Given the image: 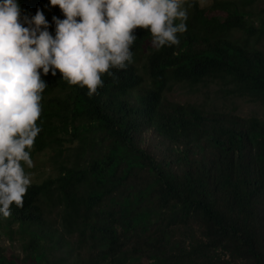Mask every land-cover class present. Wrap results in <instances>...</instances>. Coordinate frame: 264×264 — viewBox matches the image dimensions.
<instances>
[{"label": "trees", "instance_id": "trees-1", "mask_svg": "<svg viewBox=\"0 0 264 264\" xmlns=\"http://www.w3.org/2000/svg\"><path fill=\"white\" fill-rule=\"evenodd\" d=\"M17 2L22 16L40 9L55 36L53 16L65 18L58 6ZM187 3L178 46L157 51L149 30H135L131 51L151 48L149 74L191 83L229 74L264 93V7ZM111 71L91 97L58 70L42 74V130L30 154L55 149L57 173L29 186L23 208L0 215L23 251L20 262L0 247V264H264V124L161 103L133 63ZM65 134L83 140L68 158ZM52 186L64 201L62 230L39 203Z\"/></svg>", "mask_w": 264, "mask_h": 264}, {"label": "clouds", "instance_id": "clouds-1", "mask_svg": "<svg viewBox=\"0 0 264 264\" xmlns=\"http://www.w3.org/2000/svg\"><path fill=\"white\" fill-rule=\"evenodd\" d=\"M65 17L53 16L55 36L44 13L22 16L17 0H0V215L23 208L34 167L30 150L41 132V78L57 70L70 85L103 88L102 76L133 60L136 29L149 30L159 51L178 46L187 32V0H50ZM42 70V73L41 71ZM23 162V164H22Z\"/></svg>", "mask_w": 264, "mask_h": 264}, {"label": "rangeland", "instance_id": "rangeland-1", "mask_svg": "<svg viewBox=\"0 0 264 264\" xmlns=\"http://www.w3.org/2000/svg\"><path fill=\"white\" fill-rule=\"evenodd\" d=\"M199 1L203 7L213 2V0ZM236 1L239 5L244 1L245 6L253 10H259L264 7V0ZM210 13L216 19L220 15H224L222 10H215ZM258 44L264 49V37L259 40ZM150 46H152V43ZM152 48L154 47L152 46ZM151 51L150 47L132 51V63L143 76L141 86L149 85L159 88L161 103L181 107L188 112L193 109L201 110L206 115L213 112L239 115L264 124V93H261L252 83L229 74L207 77L195 83L172 78L169 73H166L164 77L154 79L147 68V55ZM152 117H155L157 121L158 112L154 113ZM65 136L63 158H68L72 157L82 147L83 140L80 137H73L67 134ZM54 153L55 149L53 148L37 152L31 157L34 167L28 169L25 165L27 173H31V184L42 182L57 173L58 163L54 159ZM57 161H60V159ZM53 186L39 196V203L44 214L51 219L55 227L61 229L60 209L63 208L64 201L62 196L55 190V186ZM6 225L7 221L0 218V247L9 256H16L18 261L23 262L20 259L23 255L20 238L17 235L13 239L9 238L6 233V229H8ZM17 227L18 224L16 222L12 223L11 228L16 229ZM75 240V236L71 238V242L75 243Z\"/></svg>", "mask_w": 264, "mask_h": 264}]
</instances>
